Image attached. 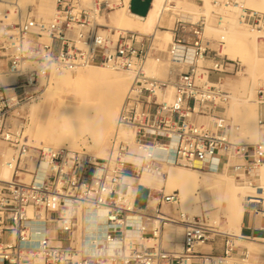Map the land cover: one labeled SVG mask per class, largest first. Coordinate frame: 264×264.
Segmentation results:
<instances>
[{
	"label": "built area",
	"instance_id": "built-area-1",
	"mask_svg": "<svg viewBox=\"0 0 264 264\" xmlns=\"http://www.w3.org/2000/svg\"><path fill=\"white\" fill-rule=\"evenodd\" d=\"M51 1L53 13L44 19L34 4L23 9L19 0H0V76L16 77L11 84L0 82V264H228L233 256L247 260L246 248L235 243L234 235L209 224L206 215L183 212L178 193L162 192L155 209L138 208V185L124 179L157 173L163 163L208 172L231 169L237 182L256 189L246 197L244 213L262 221L261 236L247 238L264 245V190L256 173L264 166V139L242 147L230 139L223 111L229 94L220 82L233 72L228 66L234 69L238 63L220 57L223 38L211 49L203 36L205 21L190 23L192 40L175 34L166 51L175 78H157L144 71L148 58L162 60L154 54L152 34L119 30L113 38L99 21L114 10L129 9V1ZM213 3L235 6L241 24L264 32V12L236 0ZM176 23L181 32L184 22L178 18ZM217 25L222 26L221 16ZM188 52L192 59L186 64ZM37 53L50 54L60 70H132L116 118L117 127L133 129L132 140L115 133L105 157L83 147L31 145L24 135L25 117L16 122L14 112L36 99L54 73L41 84L32 69ZM209 54L211 65L199 66L197 61ZM211 72L218 74L215 81ZM256 99L264 106V86L257 89ZM258 127L264 132L262 113ZM131 153L151 159L143 167L134 166ZM231 154L237 161L228 162ZM3 169L9 171L8 179L1 176ZM162 206L175 211L162 212ZM79 210L100 211L105 224L115 228L104 236V249L92 248L78 231ZM167 224L182 228L180 251L162 247ZM216 238L222 239L220 255L198 250Z\"/></svg>",
	"mask_w": 264,
	"mask_h": 264
},
{
	"label": "bare ground",
	"instance_id": "bare-ground-1",
	"mask_svg": "<svg viewBox=\"0 0 264 264\" xmlns=\"http://www.w3.org/2000/svg\"><path fill=\"white\" fill-rule=\"evenodd\" d=\"M124 1L127 4L129 0ZM201 1H203V7H199L196 3L190 2L188 0H153L152 8L149 11L147 18H145L144 20L131 15L129 9L125 7L121 9V13H117L115 11L110 12L107 16L108 18L101 17L99 21H101V19H104L105 22L100 23L107 29V31H118L121 29L119 28V26H127L128 28H133L137 30L140 29L141 31H143L141 33L154 34L155 32L158 41L163 44L167 40L169 41V33H166V35H164L163 33H159L158 30L155 28L157 21L162 15H167L168 18L172 21L173 18H175L174 16H178V18H180L182 21L189 23H194V20L196 18L199 20L202 19L205 21L206 30L210 34L215 36L219 35L218 37H222L224 40L228 38L231 40V42H234L239 46V56L246 65H250L252 66V68H255L256 66L254 65L256 64V62H264V41L262 43H258L256 41L257 37H264V32H259L247 27L246 25H242L238 19V10L235 6H229L227 7V9L224 8L226 10H224V14L222 16V21L224 22V25L221 26L222 28L214 27L211 24L207 25L206 21H208L209 17L214 14L212 13V8L209 4L210 1ZM84 2L89 3V0H84ZM243 2L248 5V8L251 7L257 11L264 12V0H244ZM51 3V9H47L46 6H43V4H38L36 6L39 15L42 16L44 19H49L53 13L54 4L52 1ZM19 4L23 7V9L27 5H30H25L24 3H22V0H19ZM47 13L49 14L47 16H44ZM170 20L168 21L169 24ZM172 26L173 25L171 24V27ZM123 30L131 31L127 28ZM208 32H206L207 35ZM225 47L226 46L223 44L220 50H225ZM191 59V52H188L186 64L189 63ZM164 61L169 62L168 60H161L160 62H156L155 59L150 58L149 64H146V69L144 67L145 73H149V76L152 75L156 77L157 71L154 70V66H156L154 65V63L161 64ZM201 62L202 61L198 60L197 64L200 66ZM108 70L109 71L102 70L95 66H87L79 68L76 71L74 70L75 72L72 73V69H69L67 71H63L62 69V72L65 73L63 77H58L54 72L51 77V80H53V84H49L44 87V91L42 93V97L44 99L43 102L48 103V107L46 110H44L39 107V104L33 103L28 107V111L31 115L30 118H32V123L30 126H28L30 123L27 125L28 128H25V132H27L30 137H34L36 140H38V137H40L41 135L43 137L44 134H48L49 140L48 142H45V147H57L62 143V141H64L68 144V147L76 148L80 139L84 135H87L88 119L91 120L95 118L103 121V139L99 144H94L92 142V145H90V149L93 148V150L95 151L94 156L105 157L108 151L107 148L109 147V144H107V140L112 133L113 122L116 121L120 106L123 102L124 96H126V92L128 91L130 83L134 76V72L132 70L125 71V73H121V70H119V72L114 69ZM246 75V77L240 78V90L238 95H231V91H229L228 94L230 100L225 104V112L232 120V129L230 130L232 137L235 138L237 136H241L249 140L248 143H255L260 137L262 138V135L264 134V132H260L258 131L259 129H257V108L254 107V98L257 92V86L256 84H254L248 89L245 86L246 82L248 81V78H251L255 83H257V85H264V78L258 77L259 73L253 71V69L247 71ZM2 76H0L2 77L0 78V82L2 84H11L14 82L12 78L5 77V75ZM225 82H227V80H225L224 83L222 82V80L220 82L223 87ZM228 82L231 84L233 81ZM103 87L108 90V94L103 99H100V96L102 94L101 90ZM51 107H55V110L50 109ZM21 109H23V107ZM18 111H15L14 114L19 115ZM30 118L29 120H31ZM70 119L73 122L74 128H78L80 124L79 135H72ZM14 121L18 122L16 118H14ZM50 126L51 128L49 129L48 127ZM121 126L123 128V126L125 125ZM131 130H124L123 133L117 130L116 133H118L120 137L131 141L134 133L132 128ZM230 157L228 158L229 163H231ZM175 166L177 165L163 163L159 172H146L141 175H150L155 177L141 178L140 176L139 178H137V180H127L129 182H134V187H136L140 183L142 185H146L152 188L155 187L158 189H161L164 183V191L167 194L176 191V189H178L177 184L179 182L194 183L196 184L195 187L197 189V192L195 194L196 197L194 196L195 200H197V198H201L202 201L205 200L204 198H206V200L209 201L206 203L207 208L209 206L217 208V212H222L230 224H240L244 216L245 199L247 196L255 194L256 189L248 185H242L237 183L236 180L232 176L227 175L226 172H204L198 169L191 168L186 170H179L176 169ZM256 173L260 181V188L264 190V166L258 169ZM200 174H210L212 175V177L214 176L215 179H212L213 181H206L204 180L206 178L204 177V179H202ZM1 176L5 179H8L10 177V173L8 170L3 169L1 171ZM180 191L181 195L187 194V190H185L182 186H180ZM178 196L180 198L179 194ZM157 202L158 199H155L153 197L150 198L148 202V208L150 210L155 209ZM197 207L199 208V206ZM161 211L165 212L168 210L166 206H162ZM182 211L187 212L185 210ZM189 211L190 213H188L190 214V216L202 215L192 214L191 212L194 211V209L192 208H190ZM78 217V231L89 239V243L92 248L97 250L104 249V236L108 232L115 231V228L108 227L105 224L103 213L100 211L95 212L92 210H89L84 213L79 210ZM212 221L214 224L218 222V219L215 218ZM173 225L180 226L179 224ZM87 230H89V232H86ZM231 235H234L235 240L240 238L248 242L254 252L258 254V256L256 257V261L264 262V245L260 243L258 239H251L245 236L235 235L234 233L232 234V231ZM246 250L249 254L248 259H252L251 253L247 248ZM228 264L246 263L238 262L235 260L232 261V259L230 258L228 260ZM248 264L253 263L248 262Z\"/></svg>",
	"mask_w": 264,
	"mask_h": 264
},
{
	"label": "rangeland",
	"instance_id": "rangeland-1",
	"mask_svg": "<svg viewBox=\"0 0 264 264\" xmlns=\"http://www.w3.org/2000/svg\"><path fill=\"white\" fill-rule=\"evenodd\" d=\"M188 1L196 3L199 7H201L203 5V1H201V0H188ZM208 1H210L209 4L211 5L212 13L214 15H211L209 17V20H208L209 22L206 21V24L207 25L208 24L209 25L211 24L214 27L222 28L221 26L219 27L216 24L217 17L218 16H221L222 17L223 14H224V10H226L227 7H224V6L221 7V6L214 5V3H213L214 0H208ZM236 1H238V0H236ZM243 1L244 0H242V2H241V0H239L238 2H240L241 4L243 3V6L248 8V5H246V3L243 2ZM22 3H24L25 5L26 4H30V5H33L34 4L36 6L38 4H43V6L44 7L46 6L47 9H51L52 8V3H51L50 0H22ZM224 8H226V9H224ZM138 9H139V0H134L133 1V4H132L131 10L132 11H137ZM250 9H253V8L250 7ZM114 11L117 12V13H121L122 12V10H114ZM114 11H112V12H114ZM215 11H217V12H215ZM48 14L49 13L45 14L44 16H47ZM107 16H105V18H108ZM210 19H211L212 22L210 21ZM222 20H223V18H222ZM197 21H199V19L196 18L194 20V22H197ZM200 21H202V19ZM100 22L101 23H104L105 21H104V19H101ZM183 22H185V21H183ZM223 25H224V22L222 21V26ZM242 25H244V24H242ZM119 28H121L120 30H123V29H126V28L129 29V30H131V31H136L137 30V29H133V28H128L127 26H119ZM205 30H206V25H205V28H204V34H203V36H204L205 40H207L209 42V47L211 49L216 50L217 49V40H219L221 37H218L219 35H217V36L212 35V34H210L206 30V32H208V35H207V33L205 32ZM118 31L117 30L116 31L110 30V31H107V33H109V35L111 37L115 38L117 36V32ZM137 31L138 32H143L140 29L137 30ZM223 41H224L223 44L226 47H225V50L222 49V50L219 51L220 52L219 53L220 54V57H222V58H228L229 60L238 63V65L236 66V68L234 67V69H233V66L232 65H229L228 66V70H230V71L233 70V72H230V73L226 74V76H222V82L223 83H224L225 80H227V82H225L223 88L226 90L227 93H229V91H231V95H238L239 94V90H240V87H239L240 78L241 77H246L247 76L246 75L247 71H250V70L253 69V71H255L256 73L257 72L259 73L260 76L258 75V77L264 78V62L263 61L256 62V64L254 65V66H256L255 68H252V66H250V65H246L241 60V58L239 56V46L237 44H235L234 42H231V40L228 39V38L225 39V40L223 39ZM256 41L258 43H262L264 41V37H262V36L261 37H257L256 38ZM226 43H228V44H226ZM158 45H159V48H161L160 44H158ZM253 55H255V54H253ZM211 58H212V54H209V58H207L205 61L201 62L200 65L210 66L211 65ZM149 59L150 58H148V60H147L148 62L146 61V63H145V66H144L145 69H146V66H147L146 64H149ZM154 65H156V66H154V70H156L159 73H162V75L157 74L156 77L157 78H165L166 75H167V73H168V69H169L170 63L167 62V61H164L161 64L160 63H156V64L154 63ZM95 67H97L99 69H102V70H106V71H109L108 69H110V68H105V67H101V66H95ZM77 69H79V68L73 69L71 72L74 73ZM67 70H69V69L68 68L63 69V71H67ZM116 71L119 72V70H116ZM125 71H127V70H121V73H125ZM217 76H218L217 73L211 72V74H210L209 77H210L211 80H214V79L217 78ZM2 77H4V76H2ZM2 77H0V78H2ZM5 77L12 78L14 80V82L16 80V77L14 75L6 74ZM228 81H233V82L230 84ZM234 81H235V83H234ZM49 84L52 85L53 84V80H50V82L47 85H49ZM254 84H256V86H257L256 88L257 89L259 87L264 86V85H257V83H255L251 78H248V81L246 82V86L245 87L248 89V88H250ZM43 91H44V87L41 88L35 94V96H37L36 99H34L33 101H31V102L23 105L22 106L23 109H21L22 107L20 108L21 110L18 109L19 110V115L16 117V119L18 121L21 120V119L20 120L18 119L19 116L25 117L26 121H25V125H24V134L27 137V139H28V141H29V143L31 145L35 144L34 146H37V145L44 146L45 142H48V140H49V138H48L49 135L48 134H44L45 136L43 135V137L41 135L40 137H38V140H36L34 137H32V136L30 137V135H28V133L25 132V130H26L25 128H28V126H30L31 123H32V118H30L31 115H30V113L28 111V107L30 105H32V103L33 104H39V107L42 108V109H44V110H46L47 107H48V103L43 102V100H44L43 97H42ZM101 92H102V94L100 96V99H103L108 94V90L105 87H103L102 90H101ZM126 94H127V92H126ZM124 99H125V96H124ZM254 99H255L254 100L255 101L254 102V107L257 108V119L259 118L260 113H262V115L264 117V106H261V105L258 104L257 99H256V95H255V98ZM40 100H42V101H40ZM40 102H41V104H40ZM50 109L55 110V107H51ZM223 111H224V115L226 116V118L229 121L230 130H231L232 129V120L230 119V117L225 112L226 111L225 110V106H224V110ZM29 118L31 120H29ZM257 127H258V125H257ZM48 128L50 129L51 126L48 127ZM257 129H259L258 131L261 132V130H260L259 127ZM117 130H119V132L123 133L124 130L128 131V130H131V128H129L128 126L127 127L126 126H123V128H122V126L117 127L116 121H114L113 122V126H112V133L108 137V140H107V144H109L108 145L109 147H110V141H111L112 137L114 136V134L116 133ZM28 136H29V138H28ZM263 136H264V134L262 135V138L260 137L257 141H260L261 139L263 140L264 139ZM230 139H231V141L233 143L238 144V147H242V146H244L246 144H251V143H248L249 140H247V139H245V138H243L241 136H237L235 138L232 137L231 132H230ZM91 143H92V141L90 140V138L88 137V135H84L80 139V141L78 142V145L76 146V148L75 147H72V148L71 147H68V144L66 142H64V141H62V143L60 145H58L57 147H67V148H70V149H79V148L83 147V148H85L87 150L88 153L94 155L95 151L93 150V148L90 149V145H92ZM109 147L107 148V150L109 149ZM230 159H231V162L232 161H237L236 157H233L232 155H231ZM175 167H176V169H179V170L189 169L187 167H182V166H175ZM219 172H226L227 175L232 176L236 180V177H235L234 173L231 171V169L222 168ZM200 176H201L202 179H204V177H205L206 179H204V180H206V181H213L215 179L214 176L212 177V175H210V174H200ZM236 182H237V180H236ZM237 183H239V182H237ZM239 184H242V183H239ZM177 186H178L177 187L178 189H176V191H177L176 193L179 192V194H180V203H181V205H179V207L181 206V208L183 210L187 211L186 212L187 214L190 213L189 209L192 208V209H194V211L191 212L192 214H197V215L202 214V215H206L207 218H208L209 224H211L212 226H216L220 231L226 232V233L228 232L230 234H231V231H232V234L234 233L235 235H241L240 229H241V225H242L243 218H242L240 224H230L228 222L227 218L223 215L222 212H217V208L210 207V206L207 208L206 203L209 202V201L206 200V198H204L205 200H202V201H201V198L200 199L197 198V200L194 199L196 197L195 194L197 192V189L195 187L196 184L189 183V182L188 183H186V182H184V183L183 182H179L177 184ZM180 186H182L185 190H187V194L181 195ZM162 188H163V190H165L164 183H163V187ZM153 195L156 197V199H159L161 197L160 193H153ZM145 196H146V191L143 190V188L139 187V197H138L137 202H136V206L138 208H143L144 207V203H145L144 199H145ZM197 206H199V208ZM195 209H197V210H195ZM202 215H200V216H202ZM215 218L218 219V222L213 224V221L212 220L215 219ZM86 232H89V230H87ZM241 236H243V235H241ZM181 239H182V228H180V226H178V225L168 224L166 226L165 230H164V233H163L162 246L164 248H166L167 250H169L171 248L174 251H180L181 250V243H180L181 242ZM235 243L238 244V245H240V246L246 247L249 250V252L251 253V255H252L251 258L252 259L240 260V259L234 258V256H233L231 258L232 261L235 260V261H238V262H244L246 264H248V262L249 263H253V264H264V262H262V261H260V262L256 261V257L258 256V254L254 252V250L252 249V247L250 246V244L248 242H246V241L238 238Z\"/></svg>",
	"mask_w": 264,
	"mask_h": 264
},
{
	"label": "crops",
	"instance_id": "crops-1",
	"mask_svg": "<svg viewBox=\"0 0 264 264\" xmlns=\"http://www.w3.org/2000/svg\"><path fill=\"white\" fill-rule=\"evenodd\" d=\"M133 1L134 0H129V12H130V14L133 15V16L139 17V18H141L143 20L145 18H147L148 14H149V11L152 8L153 0H139V9L137 11H132L131 10ZM161 17H163V18H161ZM161 17L157 21V23L155 25V28L158 30L159 33H163L164 35H166V33H169L168 34L169 41L167 40L163 44L160 43V41H158V39H157L156 33L154 32L155 35L152 33V35L154 36L153 47L155 49L154 50V54L160 56L162 60H166V55H167L166 51H167V49L169 47V42H170L171 38L175 34H179V35H183L189 41L192 40V36H191V34L189 32L193 29V26L190 25V23H192V22H190V23L189 22L188 23L185 22L183 24V26L181 27L182 31L180 32L179 31L180 27H178V25L176 23V21L178 20L177 19L178 16H174L175 18H173V21L170 20L167 15H162ZM169 20H170V24L168 22ZM157 24H159V25H157ZM171 24L173 25L172 27H171ZM133 32H136L138 34H151V33H141V32H138L137 30L133 31ZM158 44H160L161 48H159ZM145 46H146V44H145ZM172 69L174 70L175 68L172 67V66H169L168 73L166 75V77H168L170 79H174L175 76H176L174 74V72H172ZM175 71H176V69H175ZM156 73L162 75V73H159V72H156ZM215 80L216 79H214L212 81H215ZM142 177L150 178V177H155V176L146 175V176H141V178ZM139 187L143 188V190L146 191V196H145V199H144V201H145L144 206L145 205L148 206V202H149L150 198L153 197V198L156 199V197L153 195V193H160V195H161L162 192H164V190L162 188L161 189H158V188H155V187L152 188V187H148L146 185H142V184L139 183V185L137 187V199L139 197ZM174 192H177V191H174ZM178 194H179V192H178ZM180 205H181V203H180ZM166 208H167L168 211H173V212L175 211V208H173V207H166ZM180 208H181V206H180ZM165 212H167V211H165ZM261 223H262V221L259 218H257V217L253 218V217L248 216V215H246L244 213L243 220H242V225H241V229H240L241 235H243L245 237H248V236L259 237V236H261V230L259 229L260 226H261ZM163 233H164V230H163ZM163 233H162V236H163ZM164 249L166 251H174L171 248L170 249L168 248L169 250H167L166 248H164ZM198 250L200 252H202V253L220 255L222 253V239L216 238L213 242H209L208 244L199 247Z\"/></svg>",
	"mask_w": 264,
	"mask_h": 264
},
{
	"label": "clouds",
	"instance_id": "clouds-1",
	"mask_svg": "<svg viewBox=\"0 0 264 264\" xmlns=\"http://www.w3.org/2000/svg\"><path fill=\"white\" fill-rule=\"evenodd\" d=\"M37 59L34 67L32 69H35L38 73L39 79L41 84L45 83L47 78L55 72L58 77H63L65 73H63L59 66L57 65V62L55 58H53L50 54H36ZM70 126L72 129V135L76 136L80 133V124L78 128L73 127V122L70 119ZM102 126L103 121L98 119H88V128H87V135L90 138V140L94 144H99L103 137H102ZM131 161L133 162L134 166L143 167L148 160L151 159V157H145L143 153H131L130 154ZM125 180L130 179L128 177H124Z\"/></svg>",
	"mask_w": 264,
	"mask_h": 264
}]
</instances>
